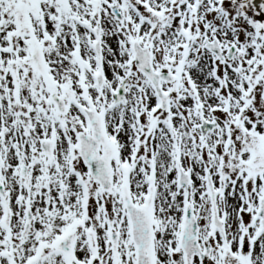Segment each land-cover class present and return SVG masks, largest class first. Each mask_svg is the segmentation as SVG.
<instances>
[{
  "label": "snow or ice",
  "instance_id": "obj_1",
  "mask_svg": "<svg viewBox=\"0 0 264 264\" xmlns=\"http://www.w3.org/2000/svg\"><path fill=\"white\" fill-rule=\"evenodd\" d=\"M0 264H264V0H0Z\"/></svg>",
  "mask_w": 264,
  "mask_h": 264
}]
</instances>
